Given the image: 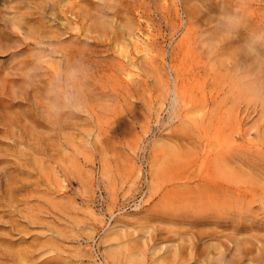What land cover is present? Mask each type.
I'll list each match as a JSON object with an SVG mask.
<instances>
[{
    "label": "rangeland",
    "instance_id": "374dc122",
    "mask_svg": "<svg viewBox=\"0 0 264 264\" xmlns=\"http://www.w3.org/2000/svg\"><path fill=\"white\" fill-rule=\"evenodd\" d=\"M0 83V264H264V0H0Z\"/></svg>",
    "mask_w": 264,
    "mask_h": 264
},
{
    "label": "bare ground",
    "instance_id": "6f19581e",
    "mask_svg": "<svg viewBox=\"0 0 264 264\" xmlns=\"http://www.w3.org/2000/svg\"><path fill=\"white\" fill-rule=\"evenodd\" d=\"M54 8H55V7H54ZM26 12H27V11H26ZM21 14H22V13H21ZM24 15H25V14H24ZM24 15L22 16V18L25 19V16H24ZM27 15H30V13L27 14ZM30 17H31V15H30ZM31 18H32V17H31ZM29 19H30V18H29ZM26 21H28L27 23L29 24V20L27 19ZM28 24H27V27L29 26ZM21 27H22V25H21ZM22 28L24 29L25 27H22ZM19 29H20V27H19ZM25 29H26V28H25ZM10 30H11V29H10ZM27 30H29V28H28ZM14 32H15V31H14ZM18 33H20V31H19ZM28 35L31 36L30 34H28ZM10 37H11V36H10ZM26 39H27V38H26ZM33 39H34V38H33ZM24 40H25V39H24ZM39 41H40V40H39ZM139 48H140V47H139ZM4 51H5V50H4ZM29 63H30V62H29ZM19 66H20V65H19ZM22 68H23V67H22ZM16 70H17V68H16ZM21 70H22V69H21ZM24 70H25V69H24ZM12 71H13V70H12ZM17 73H18V72H17ZM27 73H28V72H27ZM25 74H26V73H25ZM13 75H14V74H13ZM28 75H29V74H28ZM29 76H30V75H29ZM127 76H129V75L127 74ZM127 76H126V77H127ZM12 77H13V76H12ZM17 77H18V76H17ZM23 78H24V77H23ZM3 79H5V78H3ZM17 79H18V78H17ZM26 80H27V79H26ZM28 80H29V79H28ZM118 80H119V79H118ZM2 81H3V80H2ZM6 81H7V80H6ZM30 81H31V80H30ZM30 81H29V82H30ZM33 81H34V80H33ZM4 82H5V81H4ZM22 82H23V81H22ZM24 82H25V81H24ZM29 82H28V83H29ZM2 83H3V82H2ZM0 84H1V83H0ZM4 84L6 85V83H4ZM13 84H14V83H13ZM29 84H30V83H29ZM1 85L3 86V84H1ZM18 85H19V84H18ZM2 88H3V87H2ZM2 88H1V90H2ZM21 88H22V87H21ZM35 89H38V88H35ZM7 90H8V89H7ZM21 91H23V90H21ZM38 91H40V89H39ZM6 92H7V91H6ZM44 92H45V91H44ZM0 93H1V92H0ZM15 93H16V92H15ZM26 93H27V92H26ZM26 93H25V94H26ZM29 93H30V92H29ZM36 93H38V92H36ZM6 95H9V94H6ZM14 95H15V94H14ZM22 95H23V94H22ZM22 95H21V96H22ZM32 95H33V94H32ZM32 95H31V96H32ZM36 95H37V94H36ZM18 96H19V94H18ZM11 97H12V96H11ZM16 97H17V96H16ZM26 97H27V96H26ZM35 97H36V96H35ZM39 97H40V96H39ZM52 97H53V96H52ZM23 98H24V97H23ZM36 100H38V99H36ZM3 101H4V100H3ZM5 101H6V100H5ZM26 101H27V100H26ZM0 102H1V101H0ZM36 102H38V101H36ZM21 103H22V102H21ZM29 103H30V102H29ZM33 103H34V102H33ZM13 104H14V103H13ZM28 105H29V104H28ZM34 105H35V104H34ZM23 106H24V105H23ZM30 106H31V105H30ZM28 107H29V106H28ZM35 107H36V106H35ZM35 107H33V108H35ZM26 108H27V107H26ZM30 108H31V107H30ZM33 108L31 109L32 111H33ZM38 108H39V107H38ZM41 108H42V107H41ZM27 109H28V108H27ZM27 109H26L25 111H27ZM36 109H37V108H36ZM3 110H4V109H3ZM21 110H23V109H21ZM28 110H30V109H28ZM32 111H31V112H32ZM40 111H42V110H40ZM9 112H10V110H9ZM14 112H15V111H14ZM27 112L29 113V111H27ZM19 113H20V111H19ZM32 113H33V112H32ZM36 113H37V111H36ZM11 114H12V113H10V114L7 113V115H5V116H3V115L0 114V115L2 116V117L0 116V125H2L3 128L5 127L6 130H7V129H10V130L12 129L11 132H13V128H11V127H12L13 125H15V122H14V120H13V117H14V116H12V118H11ZM24 114H25V113H24ZM26 114H27V113H26ZM33 114H34V113H33ZM33 114H32V115H33ZM41 114H42V113H41ZM9 115H10V116H9ZM13 115H14V114H13ZM19 115H20V114H19ZM16 116H17V115H16ZM20 116H21V115H20ZM20 116H19V117H20ZM22 116H23V115H22ZM27 116H29V115H27ZM34 116H36V115L34 114L33 117H34ZM40 116H41V115H40ZM47 116H48V115H47ZM33 117H32V118H33ZM45 117H46V116H45ZM14 118H15V117H14ZM21 118H22V117H21ZM27 118H28V117H27ZM34 118H35V117H34ZM43 118H44V117H43ZM24 119H25V117H24ZM16 120H17V119H15V121H16ZM21 120H23V119H21ZM35 120H36V119H35ZM35 120H34V121H35ZM43 120H44V119H43ZM17 122H19V120H17ZM17 122H16V123H17ZM22 122H23V121H22ZM26 123H27V122H26ZM28 123H29V122H28ZM39 123H41V122H39ZM49 123H51V122H49ZM22 124H23V123H22ZM36 124H37V123H36ZM23 125H24V124H23ZM43 126H44V125H43ZM28 127H29V126H28ZM0 128H1V127H0ZM25 128H26V124H25ZM31 128H32V127H31ZM19 129H20V128H19ZM34 129H35V128H34ZM27 130H28V129H27ZM37 130H38V128H37ZM29 131H30V130H29ZM35 131H36V130H35ZM6 132H7V131H6ZM8 132H9V130H8ZM11 132H10V133H11ZM14 132H15V130H14ZM25 132H26V131H25ZM27 132H28V131H27ZM33 132H34V131H33ZM36 132H37V131H36ZM36 132H35V133H36ZM29 134H31V132H29ZM39 134H40V132H39ZM39 134L37 133V135H39ZM34 135H35V134H34ZM22 136H23V135H22ZM35 136H36V135H35ZM10 137H11V136H10ZM27 137H28V136H27ZM22 138H23V137H22ZM31 139H33V138H31ZM30 143H31V142H30ZM27 144H28V143H27ZM36 149H37V148H36ZM18 152H19V151H18ZM26 152H27V151H26ZM26 152H25V153H26ZM28 152H29V151H28ZM27 155H28V154H27ZM207 155H208V154H207ZM204 156H205V155H204ZM208 157H209V155L207 156V158H208ZM21 159H22V158H21ZM204 160H205V159H204ZM219 163H220V162H219ZM24 164H25V163H24ZM215 164H216V163H215ZM220 164H221V163H220ZM216 165H217V164H216ZM216 165H214L215 168H216ZM223 165H224V164H223ZM217 167H218V165H217ZM221 168H222V164H221ZM2 169H3V167H2ZM216 169H217V168H216ZM223 169H224V167H223ZM223 169H222V170H223ZM204 170H205V169H204ZM204 170H203V171H204ZM0 171H1V170H0ZM207 171H209V173H210V170H207ZM214 171H217V172H218V169H217V170H214ZM20 172H21V171H20ZM193 172H194V171H193ZM199 172H200V171H199ZM199 172H198L197 175H199ZM204 172H205V171H204ZM204 172H202V173H204ZM217 172H216V173H217ZM194 173H195V172H194ZM202 173H201V174H202ZM219 173H220V172H219ZM229 173H230V172H229ZM5 174H6V173H5ZM192 174H193V173H192ZM205 174H206V172H205ZM210 174H212V172H211ZM220 174H222V173H220ZM230 174L232 175V173H230ZM3 175H4V174H3ZM190 175H191V174H190ZM206 175H208V174H206ZM212 175H215V174H212ZM222 175H224V174H222ZM222 175H221V176H222ZM209 176H210V175H209ZM217 176H218V173H217ZM224 176H225V175H224ZM5 177H6V175H5ZM5 177H4V179H5ZM203 177H204V176H203ZM229 177H230V175H229ZM232 177L234 178L235 176L232 175ZM232 177H230V178L233 179ZM192 178H194V177H192ZM201 178H202V176L200 177V179H201ZM194 179H195V178H194ZM205 179H206V178H205ZM238 179H239V178H238ZM184 180H185V178H184ZM202 180H203V179H202ZM202 180H201V181H202ZM180 181H181V180H180ZM197 181H198V180H197ZM211 181H212V180H211ZM229 181H230V180H229ZM234 181H236V179H235ZM182 182H183V181H182ZM189 182H190V181H189ZM237 182H238V180L236 181V183H237ZM6 183H7V182H6ZM202 183H203L202 185H206L205 183L208 184L209 181H208V182H205V181L203 180ZM243 183H244V182H243ZM4 184H5V183H4ZM225 184H226V183H225ZM225 184H224V185H225ZM6 185H7V184H6ZM8 185H9V184H8ZM210 185L213 187V189L215 188V189H217V190L214 189L215 191H213V193H209V192H207L205 195H203V196H204V200H205V201H209V202H210V201H213V200L216 199V198H218V196H219L218 193H217L218 190L221 189L222 187H224V185L221 184V183H219V181H218V182H212V183H210V184L207 185V186L210 187ZM234 185H235V184H234ZM226 186H227V185H226ZM5 188H6V187H5ZM232 188H234V187H232ZM222 189H223V188H222ZM224 189H225V188H224ZM1 191H2V190H1ZM186 191H187V192H190V193L193 194V195L195 194V193H194L192 190H190V189H187ZM219 191H220V190H219ZM235 191H239V189H238V190L235 189ZM240 191H242V190H240ZM262 191H264V190H262ZM6 192H7V191H5V193H6ZM196 192H198V191L196 190ZM242 192H243V191H242ZM10 193H11V192H10ZM221 193H222V192H221ZM225 193H226V192H225ZM234 193H235V192H234ZM6 194H7V193H6ZM18 194H19V193H18ZM198 195H199V194H198ZM226 195H227V194H226ZM4 197H5V195H4ZM193 197H194V196H193ZM259 197H260V196H259ZM249 198H250V197H249ZM190 199H191V197H190L188 200H190ZM237 199H238V198H237ZM246 199H247V198H246ZM250 199L252 200V198H250ZM186 200H187V199H186ZM193 200H194V199H193ZM200 200H202V199H200ZM3 201H4V200H3ZM244 201H245V199H244ZM244 201H243V202H244ZM198 202H199V201H198ZM237 202H238V201H237ZM239 202H240L239 206H240V205L242 206V203H241L242 201H240V199H239ZM196 203H197V202H196ZM206 203H207V202H206ZM247 203H248V201H247ZM249 203H250V202H249ZM237 204H238V203H237ZM244 204H246V202H244ZM196 205H197V204H196ZM207 205H208V204H207ZM209 205H211V204L209 203ZM213 205H214V204H213ZM246 205H247V204H246ZM246 205H243V206L246 207ZM188 206H189V205H188ZM230 206H231V205H230ZM236 206H237V205H236ZM196 207H197V206H196ZM214 207H216V205H214ZM181 208H182V207H181ZM193 208H195V206H192V209H193ZM200 208H201V207H200ZM205 208H206V209H205ZM205 208L203 207L201 210H202V211H206V212H208V213H212L213 215H215V212H220V211H219L220 209H218V207H217V208H211L210 210H208L209 207H205ZM242 208H243V207H242ZM247 208H248V207H246V209H247ZM183 209L185 210L186 207H185V208L183 207ZM183 209H182V210H183ZM187 209H188V208H187ZM234 209H237V207L234 208ZM248 209H249V208H248ZM194 210H195V209H194ZM194 210H192V211H194ZM201 210H200V211H201ZM222 210H223V209H222ZM239 210H240V209H238V211H239ZM197 211H198V209H197ZM230 211H231V210H230ZM238 211H237V212H238ZM190 212H191V210H190ZM221 212H222V211H221ZM221 212H220V213H221ZM234 212H235V210H234ZM244 212H246V211H244ZM220 213H219V215H220ZM239 213H240V211H239ZM239 213H238V214H239ZM199 214H202V213H199ZM236 214H237V213H236ZM210 215H211V214H210ZM216 215H217V214H216ZM202 216H203V215H202ZM206 217H207V216H206ZM28 218H29V217H28ZM213 219H214V218H213ZM196 223H197V222H196ZM191 224H192V223H191ZM202 234H203V233H202ZM216 234H217V233H216ZM219 235H220V234H219ZM194 236H196V235H194ZM206 236H207V235H206ZM214 236H215V235H214ZM210 238H211V237H210ZM194 239H196V238L194 237ZM194 239H193V237L190 238V236H189V237H188V240H187L185 243H188V245H189V244L191 245V244L194 242V241H193ZM231 240H232V239H231ZM245 241H246V240H245ZM185 243L183 242V244H185ZM195 243H196V242H195ZM237 243H238V242H237ZM183 244H181L182 246H178V247H176L174 250H172V251L170 252V253H171L170 255H171L174 259H175L176 257H177V259H178V257H179V255H180L181 251H183V249H182V248H183ZM227 244H228V243H227ZM195 245H197V244H195ZM243 245H244V243H243ZM184 246H185V245H184ZM193 246H194V245H193ZM224 246H225V245H224ZM224 246H223V248H224ZM227 246H228V245H227ZM235 246H236V245H235ZM235 246H234V248H235ZM237 246H238V248H236V249H232V248H231V250H232V251H233V250H234V251L236 250V251L234 252V255H233V256H237V255H238V260H240V258H242V256H243V252H245L246 254H248V253L246 252L247 249H246V246H245V245H244L245 248H243L244 246L242 247V248L245 249V250H243V249L241 248L240 244H238ZM239 246H240V248H239ZM193 248H194V247H193ZM193 248H192V249H193ZM213 248L218 249L219 252L224 253V256H223V259H224V257H225V252H226V254H227V251H225V252L222 251L223 249H222L221 242H219V244H217V246H215V247H213ZM225 248H226V247H225ZM225 248H224V249H225ZM188 249H189V248H188ZM192 249H191V252H192ZM207 249H208V248H207ZM228 249H229V248H228ZM248 249H250V247H249ZM225 250H226V249H225ZM208 251H209V250H208ZM228 251H229V250H228ZM249 251H251V249H250ZM1 252H2V251H1ZM17 252H18V251H17ZM199 252H200V254L197 253V254H198V256H197L198 259H201V257H203V256L205 257L206 254H205V255H204V254H201L202 249H201ZM228 253H230V252H228ZM208 254H209V253H208ZM239 254H240L241 257H239ZM9 255H10V254H9ZM190 255H191V253H190ZM193 255H194V254H193ZM227 255H228V254H227ZM14 256H15V254H14ZM182 256H183V255H182ZM182 256H181V257H182ZM212 256H213V255H212ZM221 256H222V255H221ZM221 256H220V257H221ZM9 257H10V256H9ZM204 257H203V258H204ZM206 257H207V256H206ZM229 257H231V256H229ZM190 258H191V257H190ZM192 258H193V256H192ZM216 258H217V257H216ZM231 258H232V257H231ZM243 258H244V256H243ZM177 259H176V260H177ZM181 259H182V258H181ZM218 259H219V258H218ZM203 260H204V259H203ZM228 260H234V258H233V259H230V258H229ZM18 261H20V260H18ZM23 261H24V260H23ZM177 261H178V260H177ZM177 261H176V262H177ZM213 261H214V260H213V257H212V262H213ZM221 261H222V257H221V258L219 259V261L216 262V263H222L223 261H222V262H221ZM212 262H211V263H212ZM230 262H231V261H230ZM208 263H209V262H208Z\"/></svg>",
    "mask_w": 264,
    "mask_h": 264
},
{
    "label": "clouds",
    "instance_id": "9594fccd",
    "mask_svg": "<svg viewBox=\"0 0 264 264\" xmlns=\"http://www.w3.org/2000/svg\"><path fill=\"white\" fill-rule=\"evenodd\" d=\"M89 67L85 65H80L74 67L70 70L67 76V83H65V78L63 76L59 77L52 85V94L62 93L65 99V105L76 109L79 104L76 102L74 95V84L78 83L82 76L88 73ZM60 106L51 105L50 111L53 116H55L60 111Z\"/></svg>",
    "mask_w": 264,
    "mask_h": 264
}]
</instances>
